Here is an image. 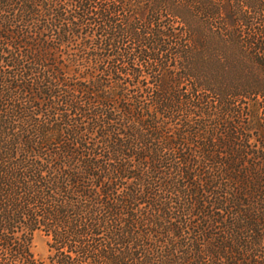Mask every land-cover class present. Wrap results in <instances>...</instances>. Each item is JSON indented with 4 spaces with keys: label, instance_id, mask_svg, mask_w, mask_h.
Masks as SVG:
<instances>
[{
    "label": "trees",
    "instance_id": "1",
    "mask_svg": "<svg viewBox=\"0 0 264 264\" xmlns=\"http://www.w3.org/2000/svg\"><path fill=\"white\" fill-rule=\"evenodd\" d=\"M143 2L0 0V264H41L38 232L49 264H264V125L238 121L259 93L158 75L176 35ZM217 28L264 71V42Z\"/></svg>",
    "mask_w": 264,
    "mask_h": 264
},
{
    "label": "rangeland",
    "instance_id": "2",
    "mask_svg": "<svg viewBox=\"0 0 264 264\" xmlns=\"http://www.w3.org/2000/svg\"><path fill=\"white\" fill-rule=\"evenodd\" d=\"M156 1L144 0L143 2V15L148 20H151L149 19V10ZM159 7V11L154 14V19H157L168 33H173L176 37L170 39V46L163 54L164 60L160 64L161 67L153 60H149L148 65L158 71V75H164L165 71L167 74L176 75L182 63L212 74L217 77L219 82L224 79L233 87H242L243 89H245L244 87H253L259 95L247 96V99L244 100L247 101L246 104L241 105L245 109H242L238 121L246 127L263 126L264 71L258 69L256 65L253 66L243 54L232 49L229 51L230 42H223L224 45L218 41L210 42L204 37H210V31L207 28L210 30L211 26H216L217 35L220 33L217 27L229 26L232 31L242 30L249 39L255 38L264 42V0H161ZM242 15L245 19H241ZM114 20L122 21L118 15ZM242 20L248 23L246 24ZM138 23L140 25L138 27H142L141 24H144V22ZM182 38L192 46L191 54H187L188 58L184 57L185 53L179 52L180 48L175 45ZM125 43L123 46L128 51L134 52L135 63H141L136 53L139 51V43L132 38H126ZM224 56L226 58H223ZM204 92L199 89L200 94ZM237 101L238 99H230L232 104H237ZM262 136L264 137L263 132ZM48 242L49 238L42 232L36 233L33 238L32 252L41 264H49Z\"/></svg>",
    "mask_w": 264,
    "mask_h": 264
}]
</instances>
